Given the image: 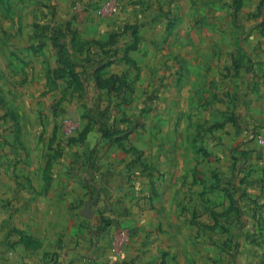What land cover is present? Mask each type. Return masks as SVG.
<instances>
[{"label": "rangeland", "instance_id": "374dc122", "mask_svg": "<svg viewBox=\"0 0 264 264\" xmlns=\"http://www.w3.org/2000/svg\"><path fill=\"white\" fill-rule=\"evenodd\" d=\"M9 154L16 165L30 157L37 197L78 155L81 169L120 168L133 188L143 175L176 181L187 190L163 206L156 232L197 249L210 234L253 264L254 250L264 256V0H0V158Z\"/></svg>", "mask_w": 264, "mask_h": 264}, {"label": "crops", "instance_id": "0c3cea01", "mask_svg": "<svg viewBox=\"0 0 264 264\" xmlns=\"http://www.w3.org/2000/svg\"><path fill=\"white\" fill-rule=\"evenodd\" d=\"M172 82L169 79L168 84ZM192 82L187 81L188 89L193 88ZM164 110L171 116L184 111L174 107ZM147 139L145 136L143 140ZM111 150L108 158L120 162L116 161L115 149ZM154 156V162H160V155ZM22 158L25 166L16 165V155L0 158V264H194L195 259L197 264L242 262L240 251L232 253L223 245L216 250L210 234L197 249L192 241L179 246L174 234L156 232L164 220L163 206L173 210L174 195L187 190L175 180L173 185L163 187L155 175H143L140 185L133 188L126 184L120 168L109 173L97 169L101 167L94 172L92 168L81 169L83 158L78 155L62 160L63 165L54 170L56 180L51 187L37 185L42 194L37 197L32 189L30 157L25 154ZM17 174L25 175L23 186L15 181ZM174 177V173L169 174L167 179L171 183ZM85 178L91 181L83 184ZM85 207L94 212L90 219L82 217ZM108 209L113 211L109 215L111 225L101 231V217ZM130 225L138 226L141 233L126 241L122 233ZM253 252V264H257L263 253Z\"/></svg>", "mask_w": 264, "mask_h": 264}]
</instances>
